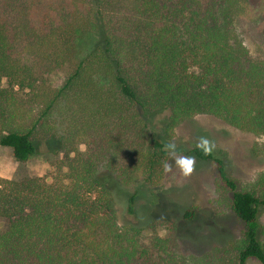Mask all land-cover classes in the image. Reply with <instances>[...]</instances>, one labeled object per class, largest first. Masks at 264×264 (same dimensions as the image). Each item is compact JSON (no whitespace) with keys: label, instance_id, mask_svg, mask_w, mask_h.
I'll return each instance as SVG.
<instances>
[{"label":"trees","instance_id":"1","mask_svg":"<svg viewBox=\"0 0 264 264\" xmlns=\"http://www.w3.org/2000/svg\"><path fill=\"white\" fill-rule=\"evenodd\" d=\"M189 2L0 0V147L18 163L36 154L43 136H58L66 151L83 101L101 117L97 132L117 134L69 161L67 183L0 179V264H264V171L240 190L227 153L197 143L200 128L194 143L172 142L177 127L205 115L261 137L256 150L264 157V60L228 28L238 0L186 15ZM55 114L61 133L50 132ZM123 130L133 141L119 163L122 150L112 140ZM171 150L212 164L216 187L230 195L243 224L237 238L197 258L175 253L174 220L145 227L118 220L119 202L135 215L137 198L157 185ZM160 225L167 238L157 235Z\"/></svg>","mask_w":264,"mask_h":264},{"label":"rangeland","instance_id":"2","mask_svg":"<svg viewBox=\"0 0 264 264\" xmlns=\"http://www.w3.org/2000/svg\"><path fill=\"white\" fill-rule=\"evenodd\" d=\"M156 1L161 7L166 2L169 6H178L179 2V0ZM214 4L215 0H190L184 14L195 10L205 12ZM238 5L239 8L232 19L228 20V28L235 40L242 43L252 57L264 60V0H238ZM82 105L84 113H81V119L76 127L77 133L74 132L76 135L74 144H69L66 151L59 150L61 143L58 136H54L55 140H44L43 136L41 140L35 142L36 154L29 161L18 163L13 159L9 149L0 147V179L19 181L40 178L48 184L57 179L67 183L69 161L76 158L84 159L90 146L105 141V138L107 141L110 136L117 137V134L110 135L108 131L97 132V128L103 123L97 122L101 117L90 115L95 110H92V104L83 101ZM50 126L54 127L50 132L57 129L56 132L61 133L60 131L64 130V125L60 124L57 114L51 118ZM195 128H200L203 134L197 143L225 151L228 168L237 180L238 188L250 189L257 176L264 171V157L256 150L262 138L235 130L217 118L199 115L195 117L193 123L180 125L173 131L174 145L194 143ZM108 130H113L111 125ZM42 134L41 131L39 137ZM120 134L112 143L117 144L122 150L117 160L124 163L127 158L129 159L133 138L127 130ZM139 142L141 144V139ZM161 174L157 185L137 198L134 216L127 214L124 202H119L117 207L120 223H133L145 227L156 221L159 223L167 220L176 221L174 250L176 254L185 257H200L213 246H224L239 236L243 224L230 210L228 201L230 195L222 193L216 187L211 163L201 162L194 157L177 154L171 150ZM193 207L195 213L192 220H183L184 212ZM259 221L264 225V209L260 212ZM5 225L6 222L0 220V228L3 229ZM157 235L167 238V228L158 226ZM152 236L149 230L143 232L142 243L147 245ZM247 264L258 262L250 260Z\"/></svg>","mask_w":264,"mask_h":264}]
</instances>
